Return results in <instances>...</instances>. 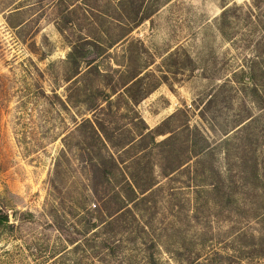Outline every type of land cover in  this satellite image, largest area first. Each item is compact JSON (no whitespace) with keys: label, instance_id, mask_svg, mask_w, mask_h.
Here are the masks:
<instances>
[{"label":"rangeland","instance_id":"1","mask_svg":"<svg viewBox=\"0 0 264 264\" xmlns=\"http://www.w3.org/2000/svg\"><path fill=\"white\" fill-rule=\"evenodd\" d=\"M73 43L108 78L72 79ZM94 87L119 91L113 143L135 140L108 180L78 129L101 118ZM135 115L173 141L144 150ZM193 136L205 149L165 177ZM0 212V264H264V0H0Z\"/></svg>","mask_w":264,"mask_h":264},{"label":"trees","instance_id":"2","mask_svg":"<svg viewBox=\"0 0 264 264\" xmlns=\"http://www.w3.org/2000/svg\"><path fill=\"white\" fill-rule=\"evenodd\" d=\"M148 19L149 17L143 16L137 21L136 24L139 25ZM70 20L71 19L68 14H66L65 17L63 18V21H64L63 26L67 30H69V27L72 25ZM70 45L72 46L71 47L72 50L68 55L67 61L69 65L71 66L69 67V70L71 71L70 73H71L72 79L80 75V71H79L80 62H83L86 65L87 70L84 72L85 76L87 75V77H92L94 80L99 78V80H97L96 82L100 81V78L106 77L104 76L99 65L97 64V60L101 57L102 53H100L101 51H99L100 49H98V46L96 44L73 43ZM110 70H111L110 72L113 74L112 77L118 76L119 74L118 71H116L115 69H110ZM140 75H141V72H138L137 74L130 76V80L126 84H124L121 89L125 92V96L127 95L129 101L135 104L138 102V100L135 98L134 95H130V91H132V89L136 85H138L140 82H142L141 77H139ZM106 78H108V76ZM109 78L111 79V77ZM94 90H95L96 96L94 98H93V95L90 97H87L88 99H85L83 102L89 108V111L93 113V115L100 114L101 118L97 119V117H95L94 119L95 121L86 120L81 125L78 126V129L88 127V129L90 130L94 138L98 140L99 143H101V146L106 152L107 156L103 155V156L97 157L94 167H96L101 173H103L105 175V179L108 180V175H110L111 171L105 170L106 161L111 164L112 168L115 171H118L119 166L123 164L121 157L118 155V150H122L127 146H131L135 142V140L124 141L120 145H116L115 143H113V136L109 134L106 124L112 123V119H115V114L112 111L113 102L111 98L115 95L119 96L120 95L118 94L119 91L112 92V94L110 95V94H107L101 91V88L99 90L98 87H94ZM147 93L148 91H145L143 95L146 96ZM54 98L58 100L60 105L64 106L66 104V101L63 102L61 99H59L55 95H54ZM90 98H92V100ZM68 102H70V99H67V103ZM246 118L247 117H245V119L243 120L242 119L238 120L234 124L233 129H237L242 124H244L246 122ZM131 122H132V125L137 130V139L140 144H143L144 150L146 148L162 149L166 147L168 144H170V142H172L174 139V137L170 135L173 132L171 131L166 132L164 131V129L160 127L157 128L154 132L149 131L148 127L137 115H135V117L133 116ZM185 128L189 134H192L193 132H197L195 130L194 131L190 130L188 126ZM167 134H169L170 136L163 139L162 141L158 143L156 142V137H165ZM195 136H193V139L189 141H188V138L186 139L184 153H182V156L184 158L182 159L183 161H181L180 163L172 167H168V165L166 164L165 168H168V172L162 169V174L165 177L173 174L177 170L188 165V163L191 161L190 158H198L200 152L205 149V147L199 148V145L197 141L195 140L196 138ZM111 150H113V153H110ZM125 185L128 186L130 190L134 192L137 191L141 196H143L148 191H150L153 186L151 185V183H148L146 186L145 185L143 186L137 183L136 181H133L131 183L133 188L128 183H125ZM6 222H7V215L0 212V225ZM89 224H90V221H89Z\"/></svg>","mask_w":264,"mask_h":264}]
</instances>
